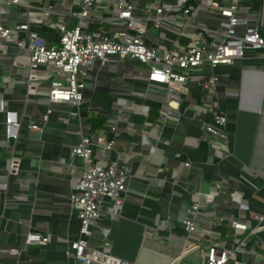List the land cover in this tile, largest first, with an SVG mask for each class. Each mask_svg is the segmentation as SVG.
Returning a JSON list of instances; mask_svg holds the SVG:
<instances>
[{
	"label": "crops",
	"instance_id": "0c3cea01",
	"mask_svg": "<svg viewBox=\"0 0 264 264\" xmlns=\"http://www.w3.org/2000/svg\"><path fill=\"white\" fill-rule=\"evenodd\" d=\"M253 1L260 7L264 27V0ZM32 3L37 10L48 1ZM32 27L43 28L38 22ZM136 74L127 60L117 65L96 63L85 102L79 107L51 104L54 111L45 123L47 84L40 93L28 96L27 71L0 59V99L7 109L18 111L21 120L20 137L8 142L5 114L0 113V182L7 183L0 193V264H73L66 249L80 228L77 210L69 202L83 170L80 160L71 155L79 130L94 140L102 133L115 138L114 148H98L97 157L130 168L122 210L108 203L99 220L118 257L136 264H200L202 253L186 250L182 219L194 193L208 192L218 182L224 187L197 217V231L190 236L193 243L208 244L220 235L230 245L229 218L264 213V71L235 67L232 78L223 79L229 95L224 94L223 84L219 87L223 108L231 115L226 126L229 155L206 132L211 114L202 105L199 85L189 83L181 116L162 126L158 117L164 93L156 87L147 89ZM70 111L78 115L64 124L62 115ZM31 124L44 130H32ZM13 154L20 157V167L18 173L8 175ZM186 161L190 167L183 166ZM217 216L227 219L218 223ZM256 223L251 221L253 226ZM29 232L50 234L51 240L27 245ZM245 249L239 254L244 264H264V230L250 235Z\"/></svg>",
	"mask_w": 264,
	"mask_h": 264
},
{
	"label": "built area",
	"instance_id": "2783aa9c",
	"mask_svg": "<svg viewBox=\"0 0 264 264\" xmlns=\"http://www.w3.org/2000/svg\"><path fill=\"white\" fill-rule=\"evenodd\" d=\"M47 1L35 10L32 0H0V59H8L27 71L28 96L40 93L47 84L49 106L42 115L45 123L54 111L51 104L79 107L85 102L96 63L117 65L127 60L134 68H141L137 69L136 80L143 81L147 89L156 87L164 93L158 117L162 126L169 118L178 120L181 116V106L188 101L189 83L199 85L202 105L211 114L206 132L229 155L226 126L231 115L223 108L219 87L224 78H232L235 67L264 71V27L260 7L253 0ZM33 22L43 28L36 30ZM224 86V94L229 95V87L226 83ZM0 113L5 114L8 142L18 139V111L7 109L0 99ZM71 115L78 112L63 114L62 122L69 124ZM30 128L44 130L39 124H31ZM77 133L79 139L71 147V155L80 160L83 170L69 202L71 209L77 210L80 228L66 254L73 258V264H136L112 252V242L99 223L108 203L122 210L130 168L97 157L98 148H114L115 138L102 133L94 140L82 130ZM183 166L190 167L191 163L186 161ZM19 167L20 157L13 154L7 165L8 175L18 173ZM223 187L218 182L208 192H195L182 219L186 250L198 249L202 253L200 264H244L239 254L246 252L247 239L264 230V213H257L247 219L229 218L230 245L220 235L210 238L208 244L190 240L197 231V217L204 207L214 203ZM6 188L7 183L0 182V193ZM216 218L218 223L227 219ZM253 219L255 226L251 225ZM50 240V234L38 232H29L25 238L27 245H43ZM10 252L18 254L19 250Z\"/></svg>",
	"mask_w": 264,
	"mask_h": 264
},
{
	"label": "rangeland",
	"instance_id": "374dc122",
	"mask_svg": "<svg viewBox=\"0 0 264 264\" xmlns=\"http://www.w3.org/2000/svg\"><path fill=\"white\" fill-rule=\"evenodd\" d=\"M122 65H123V64H122ZM120 67H122V66L120 65ZM135 68H136V70H137V69L141 70V68H139V67H137V66H136ZM137 71H138V70H137ZM159 115H160V114H159Z\"/></svg>",
	"mask_w": 264,
	"mask_h": 264
}]
</instances>
